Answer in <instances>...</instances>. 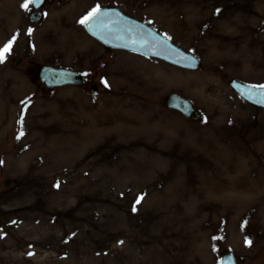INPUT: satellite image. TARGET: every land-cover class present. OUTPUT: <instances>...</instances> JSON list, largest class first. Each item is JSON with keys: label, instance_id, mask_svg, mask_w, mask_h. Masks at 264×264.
Segmentation results:
<instances>
[{"label": "rangeland", "instance_id": "obj_1", "mask_svg": "<svg viewBox=\"0 0 264 264\" xmlns=\"http://www.w3.org/2000/svg\"><path fill=\"white\" fill-rule=\"evenodd\" d=\"M24 3L0 0V264H264V110L228 85L264 86V0H53L38 24ZM97 6L201 68L107 51L82 28ZM44 64L85 83L46 89Z\"/></svg>", "mask_w": 264, "mask_h": 264}, {"label": "water", "instance_id": "obj_2", "mask_svg": "<svg viewBox=\"0 0 264 264\" xmlns=\"http://www.w3.org/2000/svg\"><path fill=\"white\" fill-rule=\"evenodd\" d=\"M42 3L38 6L34 4V6L38 8ZM40 15V12H36L30 16V20L36 22ZM83 28L108 50L131 51L163 60L186 70L200 68V61L195 56L183 51L146 24L128 17L116 8H99L95 16L87 23H83ZM40 80L47 87L54 88L81 84L82 75L61 69L42 67ZM230 85L247 102L258 108H264V88H255L236 81H231ZM166 105L168 108L182 113L185 117L198 119V114L192 105L177 94L170 95ZM222 264H235V261L232 256H226L222 259Z\"/></svg>", "mask_w": 264, "mask_h": 264}, {"label": "snow or ice", "instance_id": "obj_3", "mask_svg": "<svg viewBox=\"0 0 264 264\" xmlns=\"http://www.w3.org/2000/svg\"><path fill=\"white\" fill-rule=\"evenodd\" d=\"M40 3H42V0H25V3L21 5L22 8H27L29 6V4H35V5H39ZM99 11V6H97V8H94L85 18H83L81 20V23H87V21L89 19H91L93 16L96 15V13ZM15 39V37H13V40ZM10 44L5 45L4 49H0V62L3 61L5 53L7 51L10 50ZM142 199V197H138L136 200V203L139 204L140 200ZM135 211V207L133 209Z\"/></svg>", "mask_w": 264, "mask_h": 264}]
</instances>
